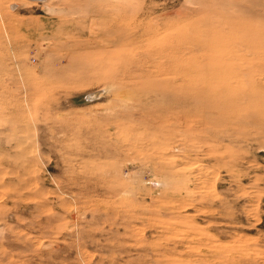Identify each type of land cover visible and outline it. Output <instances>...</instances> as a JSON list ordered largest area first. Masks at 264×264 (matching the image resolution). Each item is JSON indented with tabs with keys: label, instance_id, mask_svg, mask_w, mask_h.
Here are the masks:
<instances>
[{
	"label": "rangeland",
	"instance_id": "obj_1",
	"mask_svg": "<svg viewBox=\"0 0 264 264\" xmlns=\"http://www.w3.org/2000/svg\"><path fill=\"white\" fill-rule=\"evenodd\" d=\"M250 3L0 0V264H264Z\"/></svg>",
	"mask_w": 264,
	"mask_h": 264
},
{
	"label": "bare ground",
	"instance_id": "obj_2",
	"mask_svg": "<svg viewBox=\"0 0 264 264\" xmlns=\"http://www.w3.org/2000/svg\"><path fill=\"white\" fill-rule=\"evenodd\" d=\"M248 2H251L250 5H248L249 9L253 12L252 15H256L255 17H258V14L256 13V10H260L262 12H264V8H258L257 6V2L258 0H247ZM259 3V2H258ZM138 31V30H137ZM136 33V32H135ZM135 36V35H134ZM92 96H96V94L92 95Z\"/></svg>",
	"mask_w": 264,
	"mask_h": 264
}]
</instances>
